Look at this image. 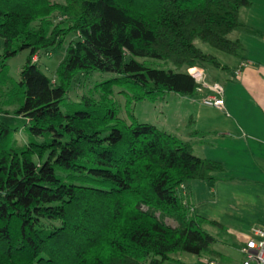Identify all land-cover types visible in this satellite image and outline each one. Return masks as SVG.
Segmentation results:
<instances>
[{"label":"trees","instance_id":"obj_1","mask_svg":"<svg viewBox=\"0 0 264 264\" xmlns=\"http://www.w3.org/2000/svg\"><path fill=\"white\" fill-rule=\"evenodd\" d=\"M248 5L0 0L3 59L28 52L17 82L0 67V115L7 99L29 135L16 147L14 130L0 120V264H162L175 253L218 255L209 250L213 240L201 230L207 222L193 212L185 185L213 180L222 164L197 158L189 143L153 125L126 123L108 96L113 86L132 90L134 101L165 92L193 96L199 85L186 70L220 67L194 41L238 56L241 45L228 35ZM71 34L77 38L52 82L32 59ZM127 54L171 63L175 71L125 61ZM92 71L116 78L96 86L99 101L83 97L63 113L73 77Z\"/></svg>","mask_w":264,"mask_h":264},{"label":"crops","instance_id":"obj_2","mask_svg":"<svg viewBox=\"0 0 264 264\" xmlns=\"http://www.w3.org/2000/svg\"><path fill=\"white\" fill-rule=\"evenodd\" d=\"M248 3L239 12V28L228 35L241 45L238 56L217 62L210 78L204 67L194 68L204 85L198 84L191 97L180 96L190 109L182 142L197 158L223 166L213 180L185 185L192 210L240 246L252 229H264V0ZM241 63L245 66L237 74ZM214 85L221 95L212 92ZM208 98L221 99L222 107L205 105Z\"/></svg>","mask_w":264,"mask_h":264},{"label":"rangeland","instance_id":"obj_3","mask_svg":"<svg viewBox=\"0 0 264 264\" xmlns=\"http://www.w3.org/2000/svg\"><path fill=\"white\" fill-rule=\"evenodd\" d=\"M62 20H64V17H62ZM76 38L77 36L71 34L67 36L61 46L54 52L33 57V62L39 66L41 71L51 79L52 82L54 80L56 81V69L64 57L65 48L70 42L75 41ZM194 44L195 47L199 48L203 53L213 56L215 61L219 64L230 59V56L227 54L212 48L210 45L200 40H195ZM3 54L4 41L0 39V67L5 64L7 66L9 78L17 82L28 52L21 51L8 60L3 59ZM130 59L143 64L145 67L175 71L171 63L161 60L138 58L127 54L125 61ZM203 66L205 68V74L210 78L213 71H215V67L212 64H205ZM190 69H187L186 72ZM114 78H116L114 73H103L99 71H92L88 74L77 73L69 84L67 93L61 103V111L63 113L66 112L68 106L77 105L82 101L83 97L99 101L103 96L101 92H98L96 86ZM133 96L134 93L132 90L121 86H113L111 95L108 96V99L113 102L118 117L121 120L126 123L135 121L137 123L150 124L180 141L186 140L187 130L185 126L187 122L185 116L190 112L188 106H185L187 104V98H181L177 94L168 92L163 93L153 101H134ZM1 103V109L4 112L6 111L5 114L0 115L1 122L14 130L13 139L16 147L24 146L29 139L27 121L22 117L14 115L16 106H8L7 99H4ZM35 140L38 142L42 141L39 137H36ZM164 222L168 226H176L171 220L165 219ZM201 230L208 234L213 240L212 244L209 246V250L218 255L206 253L196 256L189 253H175L170 255L169 259L162 264H209V262H214L215 264H241L243 262V257L239 252L241 246L234 236L218 226L207 223L201 225Z\"/></svg>","mask_w":264,"mask_h":264},{"label":"built area","instance_id":"obj_4","mask_svg":"<svg viewBox=\"0 0 264 264\" xmlns=\"http://www.w3.org/2000/svg\"><path fill=\"white\" fill-rule=\"evenodd\" d=\"M245 66L241 63L236 73L240 72V69ZM198 84L204 85L202 82V77L196 69H190L187 72ZM212 92L216 95H221L222 89L219 86L214 85L212 87ZM204 104L208 106H214L216 108H221L223 102L221 99H206ZM241 256L243 257V262L241 264H264V229H252L250 234L244 238L243 243L239 249ZM209 264H215L214 262H209Z\"/></svg>","mask_w":264,"mask_h":264}]
</instances>
